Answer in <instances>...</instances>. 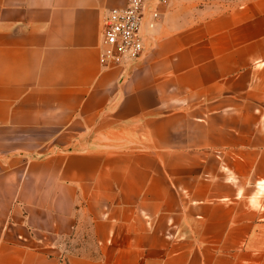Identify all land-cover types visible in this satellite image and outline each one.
I'll use <instances>...</instances> for the list:
<instances>
[{"label": "crops", "instance_id": "obj_1", "mask_svg": "<svg viewBox=\"0 0 264 264\" xmlns=\"http://www.w3.org/2000/svg\"><path fill=\"white\" fill-rule=\"evenodd\" d=\"M127 0H0V264H264V0H169L130 70Z\"/></svg>", "mask_w": 264, "mask_h": 264}, {"label": "built area", "instance_id": "obj_2", "mask_svg": "<svg viewBox=\"0 0 264 264\" xmlns=\"http://www.w3.org/2000/svg\"><path fill=\"white\" fill-rule=\"evenodd\" d=\"M168 0H127L102 18L99 61L130 70L147 49L152 30L161 19Z\"/></svg>", "mask_w": 264, "mask_h": 264}, {"label": "rangeland", "instance_id": "obj_3", "mask_svg": "<svg viewBox=\"0 0 264 264\" xmlns=\"http://www.w3.org/2000/svg\"><path fill=\"white\" fill-rule=\"evenodd\" d=\"M168 5H169V0H168V2H167V6H166V8L168 7Z\"/></svg>", "mask_w": 264, "mask_h": 264}]
</instances>
